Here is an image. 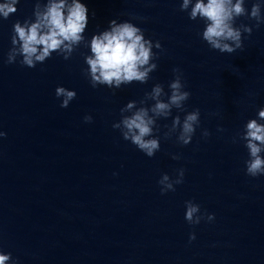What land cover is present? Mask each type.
<instances>
[{
  "label": "water",
  "instance_id": "obj_1",
  "mask_svg": "<svg viewBox=\"0 0 264 264\" xmlns=\"http://www.w3.org/2000/svg\"><path fill=\"white\" fill-rule=\"evenodd\" d=\"M36 2L19 0L0 18V250L18 264H264V176L246 174L248 150L233 142L264 108V24L238 18L253 31L242 49L221 53L202 40L204 22L180 11L182 0H82L89 23L69 59L54 52L34 68L20 57L9 64L13 25L34 19ZM255 2L245 0L249 12ZM115 18L160 40L158 67L146 83L94 88L87 46ZM174 68L191 96L185 112L158 119L161 147L149 157L112 125L156 83L170 93ZM61 85L77 92L67 108ZM195 108L201 124L189 144L165 137L175 115ZM180 168L183 183L161 194V175L174 179ZM188 200L215 219L189 224Z\"/></svg>",
  "mask_w": 264,
  "mask_h": 264
},
{
  "label": "clouds",
  "instance_id": "obj_2",
  "mask_svg": "<svg viewBox=\"0 0 264 264\" xmlns=\"http://www.w3.org/2000/svg\"><path fill=\"white\" fill-rule=\"evenodd\" d=\"M19 0H0V18L7 19L18 11ZM264 4L260 0L253 3L249 12L245 0H182L180 11L187 12L191 20H202L205 27L201 33L211 49L221 53H234L244 47V34L251 35L253 27L240 23L237 19L247 17L255 21V26L264 24ZM33 16L23 22L17 20L13 25V34L7 63L11 64L20 57V64L34 68L38 63L45 62L54 52L69 59L77 47L84 43L89 9L82 0H37ZM133 19H144L133 17ZM90 54L85 56L88 76L92 87L106 85L118 89L122 85L133 82L146 83L150 74L157 69L158 52L162 49L160 40L145 36V30L132 20L118 22V18L109 22V27L94 34L88 46ZM174 79L168 84L170 93L165 91L162 83H156L150 92L139 101L131 100L121 109V119L113 123V128L119 129L123 139L130 141L147 156L152 157L160 149V137L157 123L159 118L173 115V109L185 112V103L191 92L186 90L184 75L181 69L174 68ZM56 97L61 98L60 106L67 108L77 96L74 89L57 86ZM164 97H167L165 99ZM149 101H153L150 106ZM139 105V106H138ZM199 108L187 111L183 119L179 114L172 119L165 137L176 135L178 143L189 144L197 128L201 124ZM93 117L86 115L85 122H92ZM264 108L258 110V118L249 119L242 132L233 138V142L243 141L248 150L249 158L245 161L246 174L250 177L264 176ZM222 130V129H220ZM7 133L0 132V137ZM204 137L211 133L208 129L202 132ZM173 159H180L173 154ZM185 169H177L173 179L168 173H163L158 181L161 194L175 191L178 184L183 183ZM185 219L191 225H198L202 220L212 221L214 213L201 212V206L192 200L185 202ZM196 239V233H190L189 242ZM0 264H18L11 252L0 250Z\"/></svg>",
  "mask_w": 264,
  "mask_h": 264
}]
</instances>
